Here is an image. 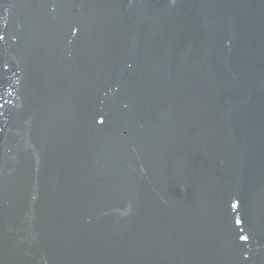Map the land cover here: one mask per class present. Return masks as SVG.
Listing matches in <instances>:
<instances>
[{"label":"water","instance_id":"1","mask_svg":"<svg viewBox=\"0 0 264 264\" xmlns=\"http://www.w3.org/2000/svg\"><path fill=\"white\" fill-rule=\"evenodd\" d=\"M0 264H264V0H0Z\"/></svg>","mask_w":264,"mask_h":264}]
</instances>
